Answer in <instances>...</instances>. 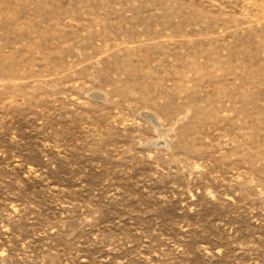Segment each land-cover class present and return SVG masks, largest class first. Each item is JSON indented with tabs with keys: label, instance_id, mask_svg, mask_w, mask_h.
Returning <instances> with one entry per match:
<instances>
[{
	"label": "rangeland",
	"instance_id": "rangeland-1",
	"mask_svg": "<svg viewBox=\"0 0 264 264\" xmlns=\"http://www.w3.org/2000/svg\"><path fill=\"white\" fill-rule=\"evenodd\" d=\"M0 264H264V0H0Z\"/></svg>",
	"mask_w": 264,
	"mask_h": 264
}]
</instances>
